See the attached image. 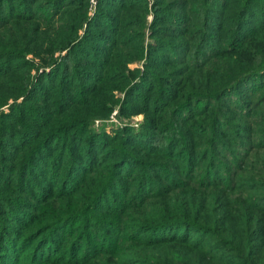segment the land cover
I'll use <instances>...</instances> for the list:
<instances>
[{"label":"trees","instance_id":"1","mask_svg":"<svg viewBox=\"0 0 264 264\" xmlns=\"http://www.w3.org/2000/svg\"><path fill=\"white\" fill-rule=\"evenodd\" d=\"M90 1L0 0V77L8 78L0 81V109L8 106L9 112L4 113L7 117L20 111L35 124H21L17 129L0 124L1 132L13 138L3 139L2 148L6 149L0 151V172L6 175L4 178L16 172L15 186H19L20 172L31 171L28 179H22L26 181L20 194L31 201L74 198L81 188L85 195L83 200L75 197L83 207L74 205L71 211H57L59 215L44 222L42 231L36 228L26 236L8 223L18 224L17 211L24 202L0 195V206L5 201L11 207L5 212L0 209V264H18L20 256L12 262L13 256L8 253L9 261H3V254L42 232L47 239L45 245L52 249L56 248L55 241L62 243L67 237L68 254L77 257L68 264H264V81L257 91L251 87L256 79L264 78V0H92L93 15H89ZM255 10L259 15L253 13ZM148 13L153 21L149 25L145 68L122 71L124 64L143 55V35L133 30L145 24ZM88 39L97 44L88 43ZM213 44L220 49H214ZM76 51L90 58L80 60L83 65L106 71L104 77L85 72L89 78L83 77L93 86L85 87L88 99L84 105L102 103L95 97L102 84L105 87L100 97L109 98L111 84L116 82L126 89L125 109L151 115L138 131L127 129L124 133L123 129L108 136L102 124L96 131L91 125L95 118L106 117L110 111L96 116L95 106L74 113L72 108L78 102L61 91L58 95L35 97L42 90L41 78L57 73L62 62L75 60L72 54ZM130 51L133 56L126 55ZM28 55L33 58L27 59ZM123 57L126 62L117 66L121 71L111 72L114 62ZM37 66L43 72L33 77L26 68ZM67 75L63 70L55 85L60 90L70 79ZM50 80L51 85L46 81L43 85L53 90V77ZM133 99L137 103H132ZM38 100L49 103L34 108ZM218 101L227 102L229 108L212 109ZM111 102L101 105L106 107ZM53 106L60 112L54 118L50 114ZM220 110L235 121L229 123L220 117ZM65 113L69 116L61 118ZM4 118L0 113V119ZM154 120L165 124L158 129ZM250 121L257 125L255 129L247 123ZM193 131L196 137L217 133L208 142H192L186 136ZM223 133L229 136L228 143L217 139ZM162 135L165 137L160 139ZM38 137H44L45 146L62 138L72 147L75 140L74 146L82 150L73 164L69 154L70 163L63 175L56 173L57 159L48 149H41V157L34 162L28 158L20 168L7 163L20 158L18 153L28 145L27 138ZM126 137L137 152L156 159L141 162L140 155L124 150L126 156L118 159L117 171L110 169L113 177L108 187L106 175L87 181L100 169L108 171L104 165L110 153L107 141ZM40 146L35 149L40 151ZM202 146L205 149L196 150ZM254 150L261 153L253 154ZM208 156L204 173L193 181L195 172L191 168L202 167ZM150 174L159 175L166 185H154ZM137 175L140 177L135 178ZM34 176L51 189L56 187L55 193L36 183ZM120 177L122 181L117 180ZM1 180L13 182L9 178ZM112 181L135 182L134 193L129 196L126 186L115 187ZM82 182L91 189L85 192ZM144 186L149 195H145ZM151 186L161 193L152 191ZM98 209L116 215L99 219L94 215ZM127 209L133 213H125ZM126 214L129 216L121 217ZM78 223H82V232L71 244V227ZM109 234L115 240L109 239ZM32 251L26 253V259L32 257L30 264L41 256L39 250L35 255ZM39 260L41 264L59 262L53 258Z\"/></svg>","mask_w":264,"mask_h":264},{"label":"rangeland","instance_id":"2","mask_svg":"<svg viewBox=\"0 0 264 264\" xmlns=\"http://www.w3.org/2000/svg\"><path fill=\"white\" fill-rule=\"evenodd\" d=\"M90 3L91 4L89 6V10H90L89 15L90 14L93 15V13L91 11L94 8V1L91 0ZM134 11H135L134 13H136L137 7H136V9ZM253 13L256 14V15H259V12L256 11V10L253 11ZM96 20H98V19H96ZM152 21H153V15H151V13H148V15H146V17H145V24L142 23V26H139L141 28H139L137 30H133V31H138V32L141 31L142 34H139V35H143V41H142V43L144 44L143 55H140L139 57H136L134 59L133 63H131V64H128V65L124 64V66L122 67V71L123 70H127V71L131 70L132 71L134 69H138V70L142 71L145 68L144 59H146L145 58L146 50H147L146 49V44L149 41V29H150L149 25H151L150 23H152ZM87 41H88V43H91V44H97V42L93 41L92 39H88ZM213 45H214L213 46L214 49H216V50L220 49L219 46H216L215 44H213ZM93 55H95L94 52H93ZM126 55L133 56L134 52L133 51L127 52ZM124 57L122 59H119L116 62H114L115 63L114 69L111 72H115L116 73V71H121V68H119L117 66H119L120 62L121 63L126 62V59ZM32 58H33L32 55H28L27 56V59H32ZM72 58H74L76 61L68 59L67 61L62 62V65H61V67H59V71L57 73L53 74L52 76H50V74L49 75L46 74V75H44L41 78V79H43V81L40 84V87H42L41 88L42 90H41V92L39 91V93L35 96L36 98H40V97L42 98V95H47L49 93L51 95H58V92L61 91V93H65L68 96H70L72 98H75L76 102H78L77 105L72 108V111L74 113L83 112V111L87 112L88 109L95 108V106H97V111L93 112V114H95L96 116L104 114V112L106 110L110 111V113L106 117L105 116H100V117L95 118L93 120L94 123L91 125V128L93 129V131H96L97 128H100V129L102 128V127H100L101 124H102V126L104 128V133L106 135H108V136H112V135H114V133L116 131L123 130V129H125L124 133H127L126 132L127 129L138 131V129L141 127V125L143 124L145 119L148 118V117H151L150 114L149 115H145V114H142V113H138V111L136 112L135 111L136 109H134V110H129L131 108H126L125 109L124 108V100L123 99L125 98V90L126 89L124 90V88H119L118 84L116 82H113L111 84L112 91H111V95L109 96V98L104 99V98L100 97V93H102V94L104 93V91L102 89H104L105 84H102L100 86L101 88H100V90L97 91V95L95 96L102 103H104L105 101H108V100L113 101V102H111V105H107L106 106L107 108L103 107L101 105L102 103H100V102H97V104H95V106H91V107H87V105H84V103H83L84 100L88 99V93H87L85 87H91V86H93V83L89 82V80L85 79L83 76H87L89 78V76L86 74L87 71H89L91 73L90 75L95 74V75H98V76L101 75V77H104V75L106 74V71H102L101 72V71H98L96 68H92V67H88L87 65H83V63H81L80 60H83V59L87 60L88 59V61H90V58H87V57L83 56L82 54H80L77 51L73 52ZM156 61H157V59H156ZM95 62H97V61H95ZM112 65H113V63H112ZM112 65H111V67H113ZM154 67H160V66L159 65H155ZM26 69L29 72H31V76L33 75V77H35L38 73L43 72V69L39 68L38 66L34 67V68L33 67L32 68L28 67ZM63 70H65L67 72V74H68L67 78L69 79V77H70V79H69V81H65L64 82V84L62 86V90H60V87L59 86H55V85H57L59 83L60 77H61V73H62ZM111 72H109L110 75H111ZM4 73H5V71L3 72V74ZM52 77H53L52 83H54L55 88L53 90H49L43 84H45V81H46V82H48L47 85H51V80L50 79H52ZM5 79H8V78L6 76H1L0 77V81L1 80H5ZM262 81H264V78L256 79L255 82H254V85H252L251 87H254V89L256 91L261 89ZM139 93H142V92H138V95H140ZM258 93H262V92L258 91ZM52 97L54 99V96H52ZM233 99H235V97ZM48 101H50V99H48ZM135 101L137 103L136 99H133L132 103H134ZM9 103H11V101ZM48 103L49 102L41 103L38 100L34 104V108L37 105H44L46 107V105H48ZM131 107L135 108L133 106V104H132ZM211 107H212V109H215V110H216V107L217 108L224 107L223 109L229 108L228 107V103L224 102V101L215 102ZM109 108H111V109H109ZM221 111L222 110H220V112H219L220 115H221L220 117H225V118L228 119V115H230V114H228L226 112L222 113ZM6 112H9L8 111V106L2 107L0 109V113H3V115H5V117H6L4 119H0V124L4 125L3 128L7 127V126H13L15 129H17L19 127H22V125H31V127H35L34 120L33 119L28 120L27 118H25V115H24V117L21 116L20 111L16 112L15 114H12L11 116H8V117L6 116V114H4ZM164 112H165V110H164ZM27 113H28V111L26 112V114ZM57 113H60V112H58L57 108L55 106L51 107L50 114H51V116L53 118L55 117V115ZM215 113H216V111L213 114H215ZM67 116H69V114H67V113L62 114L61 118L67 117ZM112 117H115V118H112ZM21 120H23L22 123L20 122ZM196 120L197 119L192 120V121H196ZM54 121H55V123H57V118L54 119ZM228 121H229V123H232L231 121H235V118H230V119H228ZM247 123H249V125L252 126L253 129H255L257 127V125H252L251 121L247 122ZM164 124H165L164 122L157 123L154 120V125L156 127H158V129L162 128ZM186 126H187V124L184 123L183 127L186 128ZM37 131H39L38 128H37ZM39 133H41V132L39 131ZM216 133L217 132H215V134ZM215 134H211V132H210L209 134H205V136H203V137H196L195 136V131H193V132H190V134H187L186 137H189V139L192 142L194 141V139L196 141H197V139H200L199 141H201V142H208V141L211 140L212 137H214ZM123 135H125V136L127 135L128 136V134H123ZM153 135H156V134H153ZM168 135L169 134L167 133L166 137ZM221 135H222V137L221 138H217V139L219 141H221L222 143H228L229 142V136L226 133H223ZM163 137H165V135H162L160 137V139H163ZM43 138L42 137H38L37 139H31V140L29 138H27L26 142H28L27 143L28 145H26V147H25V149L23 150L22 153H18L19 155L17 154L18 157H20V158L18 160L14 159V160L8 161L7 163L9 165L14 166V169H17L18 167L20 168L22 163L27 161L28 158H29L30 161L34 162L35 159L41 157L40 156V152L41 151H43L45 149H48V150H52V154L57 159V161H55L56 162L55 167L57 166L56 173L61 172V175H63L64 172L66 171L70 161H71L72 164L77 161L78 153H79L78 151H81L82 149L81 148L79 149L78 146H74V145H76L75 140H73L71 142V143H74V144H71L72 147H70L68 144L66 145L65 142H63L62 138H56V140H54L52 143L49 141L47 143V146H45L44 144L46 142H44ZM80 138H82V137H80ZM83 138H86V137H83ZM3 139H5L6 141H12L10 139H13V138L9 137L8 135H4V133H2L1 129H0V151L2 149H6V148H2L3 141H5ZM78 143H79V140H78ZM91 145L93 146V141L91 142ZM106 145H108L109 148H110L108 150V151H110V153L107 152V154H106V156H108V155L109 156L105 159V164H104L105 167L108 168V171L104 170L105 168H103L102 170L101 169L98 170L94 175H92V176L90 175V176L87 177V181L90 180V179L98 180L100 178L102 179L103 175H106L108 183H107V186H105V187H108L110 185V181H111V179L113 177L110 174V169L113 167L114 168V172L113 173H115V171H117L115 165H116L118 159L121 156H126L125 153L123 152L124 150L131 151V153H133L134 155H140V158H141L140 161L141 162L142 161L148 162V161L156 159V156H147L146 153L145 154H141V153L137 152L138 149L133 148L131 142L128 141V137H126L125 139H123V138L119 139L118 138L116 141L108 140ZM163 145H165V144L163 143ZM36 146H40L41 147L40 151L35 149ZM205 147L206 146H202L200 148H196V150L197 151H202L203 149H205ZM72 148H73V150H70ZM41 149H43V150H41ZM211 149L212 148L210 147V153H212ZM98 152L101 153L102 149L99 150ZM252 153L253 154L254 153L259 154L261 152L254 150ZM69 154L73 158L70 161H68ZM83 155H84V153H80L79 156L82 157ZM220 158H221L222 161H224V159H225V157H223V156H221ZM209 160L210 159H209V156H208L207 159L204 161V164H203L202 167L194 168V170H192V168H191V171L195 172L194 175H193V181H195L196 179H199L200 176L204 173L206 164L208 163ZM162 161H164V162L166 161L168 163H171L168 160H162ZM49 164H50V162H49ZM51 170H54V169L51 168ZM24 171H25V169H23V171H21L20 174H19V177H20L19 186H15L16 172L14 173L13 176H9L7 178H4V177H6V175L4 173L0 172V177H1L0 178V195L3 196V197H7V196L15 197L16 199H20L21 201L24 202L23 206L20 209H18V211H17V214H19V216H18L19 217L18 224L17 225H13L12 223L8 222L11 227L14 226L15 230H17L18 232H21L22 236L28 235L33 229H36V228L38 229V232L42 231V230H40V228H42V226L44 225L43 223L44 222H51L52 218L55 217V215H59L57 213V211H60L61 209H67V210L71 211V208L74 205H78V206L83 207L84 204L82 203V201L75 199V197H80L78 199H82V197L84 199V197H85V195L83 193V190L81 188V185L79 187V188H81L80 192H78L74 196V198L72 196H70V197H64V198H62L60 200H44L43 202H40L42 199L40 201H31L30 199L22 197L20 195L21 191L24 190L22 185L25 184L26 179H28L27 177H29L30 173H31V171H28V170H26L25 172ZM24 177L26 179H24L22 181V179ZM138 177H140V176L137 175L135 178H138ZM149 177H150V180L152 181V183H154V185H166V182H162V180H161L159 175L150 174ZM8 178L12 179L11 181H13V182H8V180H1V179H8ZM53 178H55V177H53ZM109 178H111V179H109ZM32 179H34V181H36V183H38L42 187H46L47 186V184L44 183L43 181H40L38 177L34 176V178H32ZM118 179H119V181H122L123 178L120 177V178H117V180ZM185 180L186 179H184V181ZM82 184H83V182H82ZM112 184L115 187H117L116 185H118L121 188L126 186L125 188H126V191H128V195L129 196H131L134 193V189L136 188L135 182L133 183L131 181L126 182L125 184L123 182H121L120 184L118 182V184H116L114 181H112ZM26 186L29 187V182H26ZM82 186H83V189H84L85 192H86V190L91 189V186L88 183H84ZM17 187H19V189H17ZM55 188L56 187H53V189H51L49 186H47V189H51V191L53 190V193H55L54 192L56 190ZM151 189H152V191H156L157 190L155 188V186H151ZM144 193H145V195H149V193H150V191L145 186H144ZM157 193H161V191L157 190ZM58 195H61V194H58ZM146 197L147 196H145V199H146ZM3 203H5L7 205V203L5 201L2 202V205L0 206V209H2L3 212L11 209V207H9L8 205H7V208L5 206H3ZM82 209H84V208H82ZM2 210H0V213L2 212ZM125 213H133V210L132 209H127L125 211ZM94 215L96 217H98L99 219H105L103 216H105V217H107L109 219V218L113 217L114 215H116V212L112 213L110 211L107 212V211H102V210L98 209L96 212H94ZM127 216H129V214H126V215L121 216V217H127ZM121 217H119V219H121ZM4 219H5V221H7L6 217H4ZM123 221L125 223H129L127 220H123ZM19 223H21V225H19ZM80 232H82V223H78L75 226L71 227V234H70L71 236L69 237V238L72 237L71 240L73 239L71 241V244L74 241H76V239H77L78 235L80 234ZM89 232H90V230H89ZM104 233L105 232L99 233V237H101V235H103ZM43 235H44L43 232L39 233L37 236H35V238L29 239L27 241V244L23 245V243H22L21 246H19V247H15V246L12 247L11 251L7 252V255L3 254L4 255V256H2L4 258L3 261H5V259H7L9 261V258H8L9 256L8 255L11 254V256H13V257H11L12 258V262L15 259H19L17 257L20 256L18 264H30V262L32 261V257L29 258V259H26V257H27L26 253H30V249L33 250L32 251L33 255H35L38 252V250H39V253L41 255V256H39L38 261L33 263V264H41V260H39V259H45V258L46 259H52L53 258L54 261L59 260V262H55V263L52 262V264H68L67 262L74 261V260L77 259L76 256L73 257L72 254H68L69 251L67 250L68 249L67 237L65 238L64 241H62V243H60L58 240L55 241L56 248H54L55 249L54 250L52 248H49V246L45 245L47 239L44 240V238H43L44 236ZM108 237L111 240H115V238L111 234H109ZM17 241H18V239H17ZM48 241H51V240H48ZM51 242H53V240ZM92 243H95V242H92ZM91 247L93 248V246H91ZM29 257H30V255H29ZM99 257L100 256H98L97 258H99ZM101 257H100V259L102 260ZM106 263L107 264H111L109 262H106Z\"/></svg>","mask_w":264,"mask_h":264},{"label":"built area","instance_id":"3","mask_svg":"<svg viewBox=\"0 0 264 264\" xmlns=\"http://www.w3.org/2000/svg\"><path fill=\"white\" fill-rule=\"evenodd\" d=\"M112 118H115V117H112Z\"/></svg>","mask_w":264,"mask_h":264}]
</instances>
